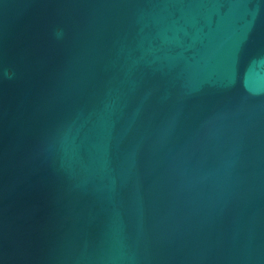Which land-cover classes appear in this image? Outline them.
<instances>
[{
	"label": "water",
	"instance_id": "1",
	"mask_svg": "<svg viewBox=\"0 0 264 264\" xmlns=\"http://www.w3.org/2000/svg\"><path fill=\"white\" fill-rule=\"evenodd\" d=\"M0 264H264V0H0Z\"/></svg>",
	"mask_w": 264,
	"mask_h": 264
}]
</instances>
